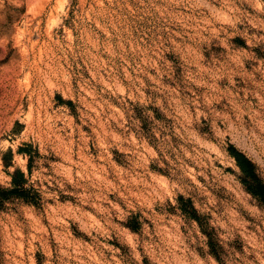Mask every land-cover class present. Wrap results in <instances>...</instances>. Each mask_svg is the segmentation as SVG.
I'll use <instances>...</instances> for the list:
<instances>
[{"label": "rangeland", "instance_id": "1", "mask_svg": "<svg viewBox=\"0 0 264 264\" xmlns=\"http://www.w3.org/2000/svg\"><path fill=\"white\" fill-rule=\"evenodd\" d=\"M231 147L264 182V0H0V264H264Z\"/></svg>", "mask_w": 264, "mask_h": 264}, {"label": "trees", "instance_id": "2", "mask_svg": "<svg viewBox=\"0 0 264 264\" xmlns=\"http://www.w3.org/2000/svg\"><path fill=\"white\" fill-rule=\"evenodd\" d=\"M25 150V148H22ZM230 152L234 155L237 164L239 165L241 171L246 177V184L248 190L255 195L261 204L264 205V182L258 177L254 164L241 152L236 151L233 147L230 148ZM31 155L28 158V169L30 168ZM26 178L24 172L19 169H15L11 174L10 186L3 187L0 186V203L6 199L19 197L25 201H30L37 203L39 198V193L32 186L25 185ZM179 199H182L180 196ZM189 202V200H187ZM190 210L188 212L195 219L199 220L195 209L190 205Z\"/></svg>", "mask_w": 264, "mask_h": 264}]
</instances>
